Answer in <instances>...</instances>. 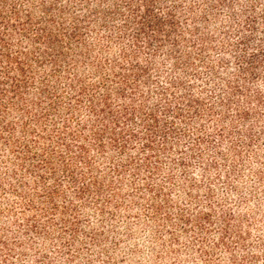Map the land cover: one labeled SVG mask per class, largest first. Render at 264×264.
Here are the masks:
<instances>
[{
  "label": "rangeland",
  "instance_id": "rangeland-1",
  "mask_svg": "<svg viewBox=\"0 0 264 264\" xmlns=\"http://www.w3.org/2000/svg\"><path fill=\"white\" fill-rule=\"evenodd\" d=\"M3 1L5 16H30L14 50L32 51L37 27L60 29L62 49L38 44L32 85L0 115V264H264V0ZM105 92L128 108L124 153L108 136L94 147L88 100L101 107ZM63 123L80 125L101 193L78 199L62 181L74 207L50 225L60 161L51 176L14 152L39 138L32 151L64 155Z\"/></svg>",
  "mask_w": 264,
  "mask_h": 264
},
{
  "label": "trees",
  "instance_id": "trees-1",
  "mask_svg": "<svg viewBox=\"0 0 264 264\" xmlns=\"http://www.w3.org/2000/svg\"><path fill=\"white\" fill-rule=\"evenodd\" d=\"M3 3L4 1L0 0V97L7 96L10 99L7 106H3L2 102L0 103V115L2 113H8L12 107L10 106L12 100L17 98L20 99L22 96V91H26L28 87L32 85L31 61L34 59V53H36L38 50V44L46 42L47 44H51L54 49H62L60 47V42L58 41L59 34H62V31L60 29L58 30L57 35H53L51 31L45 30L42 27H37L36 33L32 40V51L21 47V45H16L18 46V48L14 50L12 45V37L14 36L13 32L17 31L19 37L22 36L23 39L27 38V28L29 26L28 24L30 22V16L27 17V19L22 20L19 17L17 11L13 10L11 12V17H7L2 12V9L4 7ZM145 5L148 6V1H146ZM130 6L131 5H129V7ZM139 19L141 20L142 18ZM145 23L142 22L141 24L143 28V25H145ZM136 26H138V23L136 24ZM138 31H142V29L139 28ZM73 37H76V35H73ZM52 51L54 52L55 50H51V52ZM47 52L50 53L49 50ZM49 53L48 55H46V57L48 58L49 63L52 64L54 68H56V63L58 62V60L54 58V54ZM74 90H77L76 93H78V97H75L77 95H73V97H75L74 101L78 103L80 102L81 98L79 94L85 93L86 87L80 84V86ZM92 91L94 93L95 91H97V88L92 89ZM73 94L75 93L73 92ZM109 100V94L108 92H105L102 98L103 104L101 107H98L94 104L95 99L92 98V96H89V113H91L100 124V128L93 125L91 126V133L95 142L94 147L99 151H103V138L108 136V143L110 144V146L116 148L119 153H124V145L127 143L125 141L126 137L124 134V128L121 127L122 125L120 121L122 119H125L126 117H129L128 108L124 107L123 109H121V111L114 110L112 109V105ZM74 112L75 111L71 108L69 109V113L71 116L74 114ZM108 120H110L112 129L106 124V121ZM40 121L42 122V120ZM78 123L80 124L81 121H78ZM156 124L157 122H154V127H156ZM64 125H66V123H63V133L61 132L58 135L59 142L65 143L64 148L66 151L64 155L58 154L56 152L51 155V153L48 154L44 152L40 153L37 151H32V149H30L31 147L29 146L30 142L34 143L33 141H35L36 143L39 138H33V141L30 140L28 142H25L27 139H22V142L17 141L20 149L19 151L14 152L16 157L19 158L20 163L24 162L25 156H28L34 163V168H44L46 172L51 176H56L57 174L53 156L60 161L59 165L60 167H62L61 173L63 174L62 179L60 180L55 178L56 181L54 186L46 192L45 199L48 207H44V209H42L43 214H46L47 216V223H49L50 225H52L51 223L53 221V219L51 218L52 215H54L55 213L65 215L68 211V207H66V205L68 206V204L69 206L74 207L71 203H66V197L61 188L63 183L62 181L67 182L68 189L73 190L74 196L78 199H82L83 197L88 195H95L96 198H98L101 193L99 190L100 187H98V180L93 176V163L89 161V159H87L86 153L88 151L85 145H82V143L87 139H84L82 137V133L78 130L81 128L80 125L77 124V131H70L69 128ZM154 127H150L148 133L145 136L146 139L144 140V146L145 148H148L149 151L152 150V140L155 139V136L158 133V131ZM2 129H4V131L10 132L12 130V125L10 123H7ZM75 150H77L78 152L76 156L77 160L76 157L72 156ZM145 164H148V162L146 161ZM83 168L86 170V172H83ZM125 169L126 168L122 166L117 167L114 171L117 174H120L124 172ZM59 198H62L64 200V206H58L56 204ZM24 203L27 205V207L33 204L25 200ZM33 221L34 227L32 229L36 233V231H40V227L38 226V222L36 219Z\"/></svg>",
  "mask_w": 264,
  "mask_h": 264
}]
</instances>
